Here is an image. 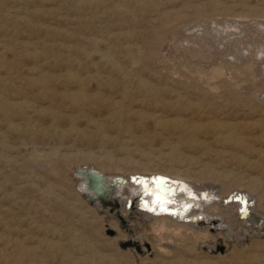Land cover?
Masks as SVG:
<instances>
[{"label": "rangeland", "instance_id": "1", "mask_svg": "<svg viewBox=\"0 0 264 264\" xmlns=\"http://www.w3.org/2000/svg\"><path fill=\"white\" fill-rule=\"evenodd\" d=\"M256 22L264 0H0V264H177L178 251L145 247L158 242L148 214L125 220L77 194L75 167L116 158L126 174L210 169L205 183L227 190L218 175L238 174L257 233L221 230L225 243L181 258L264 264V69L186 30ZM134 238L142 253L118 246Z\"/></svg>", "mask_w": 264, "mask_h": 264}, {"label": "bare ground", "instance_id": "2", "mask_svg": "<svg viewBox=\"0 0 264 264\" xmlns=\"http://www.w3.org/2000/svg\"><path fill=\"white\" fill-rule=\"evenodd\" d=\"M239 17H243V16H239ZM233 22H235V21H233ZM236 22H238V21H236ZM219 25L220 26H218L217 24L216 25L214 24V27L212 25V27H205V28H199V29H195L196 27H194V29H195L194 31L192 30V26L187 28L186 30L190 32V37L192 36L195 40V41H193V39H190L187 42V44H189V42L193 41L194 43L196 42L197 44L200 43V44L210 46L216 42H220V40H222V41L227 40V44H230V45H232V47H234V50L229 51L230 55L233 56V58H240L241 56H243L241 51L245 50L246 52L249 53L248 55H250V59H252V58L257 59L260 62L258 64H262L263 69H264V58H263L264 57V24L262 25V24L256 22L255 27L254 26H248V27L247 26L246 27L240 26L239 23L238 24H236V23L232 24L231 23V24L224 25V26L223 25L221 26V24H219ZM241 33H243L242 34L243 36L240 35ZM250 35H254L257 38L253 37L250 40L249 39ZM245 40H247L248 42L246 43ZM177 42L176 41L173 43L170 42L169 47H171V46L176 47ZM241 44H245L244 45L245 47H242ZM246 44H248L250 49L246 48L247 47ZM190 45L192 46L193 44H190ZM219 45L220 44H218L217 46H219ZM180 46H182V43ZM217 46H216V48H217ZM185 47H187V46L185 45ZM204 47L206 48V46H204ZM210 47H212V46H210ZM200 48H202V46ZM228 48H230V47H228ZM180 49H182V48H180ZM208 49H209V47H208ZM206 50L207 49H205V51ZM207 51H209V50H207ZM170 52H169V54H170ZM245 53H244V55H245ZM258 54L260 55L259 58L257 57ZM223 64H225V62ZM225 68H227V67H225ZM220 69H221V67H220ZM210 70H212V69H210ZM221 71L223 73V70H221ZM263 72H264V70H263ZM216 95H218V94H216ZM170 148H172V147H170ZM245 150L249 151L250 149H249V147H246ZM82 159H84V158H82ZM119 161H120V159H119ZM119 161L116 158V160H112L111 163H113V164H109V166H107L108 168L111 167L110 169L112 171L111 170L105 171L104 167L98 170L96 168V166H95V168H92V169L97 171L100 175L104 176L106 178V182L113 187L111 199L114 201V203H113L111 208H118L119 210H122L121 211L122 217H124L125 220H126V218L129 217L130 212L135 211L138 213L140 212V213L148 214V218H146V219H147V223L149 226L150 234H152V236L157 238V240H158V242L155 244L151 243L150 241H147L150 244L149 246H151L148 249H150L151 251L153 250V248H156L158 251L165 250L166 248L174 249L175 252L176 251L179 252L177 255L178 260H175V262L177 264H189L187 259L181 258V255H184L186 253H191L193 251L196 255H200V253H201L200 251H202L201 245H202V247L205 246V243L207 241H210L214 248L216 247V245H219L221 242L225 243V241H223V240L220 241L219 239L216 238V236L218 237L221 235L220 234L221 230H225L226 234H229L228 228H231V227L235 228V227L240 226L244 231H247V232L250 231V232H252V234L257 233L256 229L259 228V226L257 227L256 225L259 223V221L257 222L254 214L258 213V210H261V209L260 208L258 209V207L255 208L256 207V205H255V207L252 208V210L254 211L253 213L248 211V208L253 206V197L251 195L252 192L248 191L250 193V195H247L246 194L247 192H245L244 189L241 190V187H242L241 182H240L241 178L238 176V174L228 172V173H224V175H218V177H229L230 179H232L231 183L234 187H231V190H227L226 184H221L220 187L216 188L214 185L205 183L207 176L210 175V179H214V176H216L217 174H220L217 172L214 173L210 169H206L205 172H203L204 174H202L201 180L193 179L191 176H189L187 174L186 169L182 170V171L181 170H166V171H163L166 173L165 175L162 173H158V174L152 173V175H145V174H138V172L136 173V171H135V173L126 174V172H130L131 170L129 171L126 168L119 166L120 165V164L118 165ZM246 161H248V160H246ZM250 163L251 162H249L248 164L250 165ZM89 166L91 167V164ZM77 167L89 168L88 166L80 165V164ZM100 167H102V166H100ZM70 168L71 167H69V169ZM75 168L73 169L72 172L75 175L74 177H75L76 187H78V189H77L78 193L77 194L80 196V192L84 188V183H82L81 178L78 175H76ZM149 168H151V167H149ZM138 170H141V168ZM146 170H147V168L144 169V171H146ZM151 171H155V169H151ZM119 174H121V175H119ZM155 175L167 177L170 180L174 181V183L172 185H174L173 189L175 192L169 198L170 202H169V204H167L168 208L166 210V213H162V214H154L150 211H147L144 209V207L140 203L141 199H146L147 201L150 200V194L146 195L147 189H148L150 184L145 180L144 181H136V180L133 181L130 179V177H136V176L137 177L142 176V177L149 178L150 176H155ZM180 178L182 180H180ZM214 181H215V179H214ZM256 182H258L257 178L256 179L253 178L249 181V184H251L253 186V185H255ZM252 186H250V187H252ZM255 186H257V184ZM246 187L247 186L242 187V188H246ZM259 187H260V185L258 186V188ZM253 190H251V191H253ZM254 192H255V190H254ZM262 196H259V197L261 198ZM259 197H257V198H259ZM238 198H240V200L244 199L243 210L246 211V214H244V216H242L241 218H240V208L242 207V204L238 200ZM261 200L262 199H260L259 201L262 202ZM92 206H93L92 209L99 212V210H100L99 204H95ZM227 207L231 208L232 216L229 214H226L225 211H226ZM111 208L108 207L106 209H111ZM118 209L116 210V212L119 211ZM112 211L114 212V210H112ZM151 221L153 224L151 223ZM234 228L232 231H234V233L237 234L239 239L234 240V238H233V241L235 243H237V242L240 243V242H242V240L239 237L240 234L237 231L235 232ZM162 231H165V234L163 235V233H162L163 236H160L161 235L160 233ZM170 232L173 234L175 239L179 238L184 243H172L171 239L173 238V236L170 235L171 234ZM222 233H224V232H222ZM221 236H223V235H221ZM233 237H234V235H233ZM191 239L193 241H191ZM123 240H125V238ZM136 240L137 239H135V241ZM185 240L186 241L190 240L191 243L187 244V242H185ZM126 241H127V239H126ZM144 241H146V240H142V242H144ZM148 243H146V244H148ZM144 244H145V242H144ZM145 247H146V245H145ZM143 249H144V246H143V248H141V250H143ZM93 250H95V249H93ZM94 254H95V252H94ZM196 261H197V258H195V262ZM96 263H98V262H96ZM190 264H191V262H190ZM196 264H216V263H214L212 261L209 262L207 260L205 262L197 261Z\"/></svg>", "mask_w": 264, "mask_h": 264}, {"label": "water", "instance_id": "3", "mask_svg": "<svg viewBox=\"0 0 264 264\" xmlns=\"http://www.w3.org/2000/svg\"><path fill=\"white\" fill-rule=\"evenodd\" d=\"M76 175L81 178L84 183V188L80 192V196L86 199L89 205L99 204L101 212L106 208H111L114 201L111 199L113 187L106 182V178L100 175L97 171L89 168H75ZM131 180L136 181H147L150 185L147 189L146 195L150 194V200L141 199L140 203L145 210L150 211L154 214L166 213L168 208L167 204L170 202V197L174 194V181L167 177L160 175L147 177H130ZM238 200L241 202L242 207L240 208V218L246 214L243 210L244 199ZM243 210V211H242ZM121 221V220H120ZM126 230H128L126 228ZM109 235H112V231H108ZM121 249L134 248L137 253H141V248L136 241L127 240L118 243ZM148 249V246H146Z\"/></svg>", "mask_w": 264, "mask_h": 264}]
</instances>
